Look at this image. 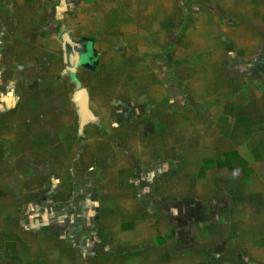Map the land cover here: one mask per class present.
I'll list each match as a JSON object with an SVG mask.
<instances>
[{"label": "rangeland", "instance_id": "obj_1", "mask_svg": "<svg viewBox=\"0 0 264 264\" xmlns=\"http://www.w3.org/2000/svg\"><path fill=\"white\" fill-rule=\"evenodd\" d=\"M258 1L260 0H109L108 3L106 0L108 5L112 3L116 6L111 14L109 10L101 11V4L95 6L89 0H50L48 5L36 1L37 5L15 10L11 9L12 6L0 5V19L7 23L10 19L15 24L11 33L5 34L0 30V214L4 216L0 220V238H8L11 235L9 232H15L33 243L35 238L48 233L55 238H67L71 243L80 239L81 243H85L81 247L89 250L92 245L88 241L97 238L100 223L113 220L117 225L122 224L120 222L123 217L135 211L132 221L140 217L148 222L158 220L162 228H176V237L181 238L184 243L186 236L187 247L192 246L193 255H196L198 249H202L194 237V233L200 230L203 231V237H216L211 242L219 244L218 247L222 246L221 249L228 242H235L232 234L235 231L241 241L238 247L241 252L240 262L245 259L244 251L247 254L251 250L255 255L264 252V109H255L264 106V24L253 20L251 13L260 8L264 10V4H258ZM78 5L83 6V17L91 19L85 21L91 30L81 27L87 31L80 32H91L97 38L95 45L93 41L82 39V44L89 47L93 61L96 60L93 50L96 46L101 55L94 71L99 69L101 59L104 61L106 57H113L116 53L112 52L116 50H126L129 52L127 54L125 51L126 54L134 59L160 62L158 82L164 94L172 96V99L176 97L178 114L183 112L182 108L188 107L185 106L186 93L200 86L195 82L205 83L194 74L201 62L209 61L206 72L209 71L210 74L212 70L218 71L219 61L231 63L233 69L228 71V75L235 83H239L241 93L247 96L246 101L243 98L244 104L247 103L242 107L249 108L251 116L256 114L257 125L251 126L249 136H257L260 141L251 144V148H235L240 164L217 165L213 169L215 175H212L216 178L215 181L205 180L209 177L205 175L204 165L195 168L196 175L191 174L192 164H187L191 159L188 153L192 155L195 150L190 149L192 146L189 143H178L176 158L167 147L160 149L158 154L154 150L152 163L143 155L146 161L141 166L143 172L142 169L133 167L134 165L122 170L117 164H109L108 168L114 171L113 174L106 172L104 168L108 163L103 158L90 156L88 152L95 153L96 147H105V142H100L107 139V134L111 133L117 138L121 133L111 127L108 133L105 130V117L102 116L103 129L98 125H88L89 128H83L77 134L76 108L71 103L74 90L70 86L64 87L61 82L51 84L55 80L53 75L60 66L59 36L62 32L76 34L80 25L75 15ZM105 15L112 16L113 23L108 24ZM123 15L124 19H128L127 22L122 20ZM19 26H27L33 30L32 34L22 37ZM44 27L48 28V34L44 35ZM138 30L148 32L147 36H134ZM141 51L144 52V57L141 56ZM114 71L122 72L120 69ZM125 71L123 70V74ZM109 73H112L111 69ZM39 74L42 78L49 75L48 80H42L46 85L37 82ZM79 75L84 79L86 77L82 71ZM216 75L217 73L213 78ZM123 81L125 84V77L117 79L116 87L109 89V99L114 95L121 96L124 89L120 83ZM42 85L44 92L57 96V108L44 112L40 118L37 117L38 102H31L36 111L34 108L31 110L27 95L38 92ZM84 85L90 90L96 86V92L106 93L103 82L99 84L85 79ZM91 92L96 96L93 90ZM190 96L189 101H199V96L194 91ZM235 103L238 104L237 101ZM100 104L102 106L99 105V110L92 103L93 114L102 115L104 101ZM215 106L217 105H208V108L212 110ZM167 113L168 111L160 113L162 128L166 125ZM33 119H36V124L37 120H43L44 125L42 132L39 127L32 126L35 132L28 134L32 137L34 146L27 148L26 154L24 146H28L29 142L26 140L30 139H23V130L25 123ZM58 126L61 129L54 130ZM97 129L101 134L97 133ZM51 132L59 133L58 140L51 137ZM11 134L13 137L10 139ZM72 135L75 136L73 139ZM25 142L27 144L23 146ZM79 142L81 145L83 143L82 147L86 146L87 151L84 150L86 156L81 157L76 169L72 168L76 166H72V162ZM62 143L66 146V158L60 153L63 152ZM41 145H49L47 152L50 157ZM69 151L71 152L67 155ZM143 154H147V151L144 150ZM217 168L220 171H216ZM74 169L79 172L72 181L69 177ZM226 170L235 174L237 179L217 180L225 175L223 173ZM129 175L135 179L129 181ZM73 184L72 198L69 193ZM110 185L114 186L113 194L119 190L114 188H119L120 185L126 190L133 188L136 196L138 192L139 201L135 197L134 208L122 206L124 202L120 203V197H106L104 189H109ZM57 189L61 193L59 202L52 197ZM68 189L70 192L66 191ZM107 201L110 206L106 204ZM110 207H113L112 211ZM220 222H225V225L219 224ZM187 230L190 232L186 234ZM251 230L256 231V240H247L252 237L249 234ZM4 231L6 235L3 236ZM218 237L221 238L219 241ZM216 252V247L209 249L206 257L210 259ZM263 262L258 259L252 264Z\"/></svg>", "mask_w": 264, "mask_h": 264}, {"label": "crops", "instance_id": "obj_2", "mask_svg": "<svg viewBox=\"0 0 264 264\" xmlns=\"http://www.w3.org/2000/svg\"><path fill=\"white\" fill-rule=\"evenodd\" d=\"M36 1L41 2L43 5L50 4V0H0V5H6L10 7L12 6L11 9L14 10L15 8L25 9L27 6H30L32 4L37 5L35 4ZM107 1L109 3V0ZM89 3L95 4V6L101 4V11L103 10L104 12L109 10L110 14L114 11V8L116 9V6L114 7L112 3L108 5V3H106V0H89ZM258 4H264V1H258ZM262 12H264V10L263 8H260L251 13L253 20H258L261 24H264V19H262L264 18V13ZM75 15L77 23H79L80 25L78 27V30H76V34L71 32L68 33L74 40L88 39L91 42L93 41L95 45L97 38L93 35V33L80 32L87 31L81 29V27L90 29V27L86 26V22L90 21L91 19L83 17V6H77ZM124 15L122 16V20L124 19ZM105 17L108 19V24L110 22L113 23L112 16L109 17L105 15ZM127 20L128 19H124L123 21L127 22ZM25 21L27 22V20ZM0 24H2L1 27L3 28L2 29L0 27V30L5 34L13 32L12 28L15 26V24H13L10 19L9 23L4 22L0 19ZM33 24L36 25L35 23ZM108 24H105V26H108ZM45 27H47V24ZM45 27L42 28V31H44V35L49 33L48 28ZM19 31L23 33L22 37H29L33 32V30L28 29L27 26H19ZM52 31L54 32L53 28ZM63 33L64 32H62V34ZM62 34H60V36ZM147 34L148 32H141L140 30H138V32L135 31L134 36L142 35L144 37L145 35L147 36ZM60 36V66L59 70L54 73L53 77L55 80H51V84L61 82L64 87L70 86L74 90L71 97V103L73 102V95L78 87L85 88L88 91L89 110L92 114V117L94 118V121L84 126L85 130L87 129L88 125L89 127L99 126L101 128V117L104 116L105 124L107 126L105 130L107 129L109 133V128L111 127L114 131H119L122 135L115 138L111 133L107 134V132L104 130L107 134V139H103L100 143L105 142V147H96L95 153L88 152L90 156L97 159L103 158V161H106L108 163L106 164V168L104 169L109 174L114 173L113 170H109V164H117L118 168L122 170H127L128 166L133 165V167H137V170L139 168L142 169L141 166L144 165V163L146 164L145 157L144 159L142 157L143 155H146L149 163H152L154 162V150L158 154L160 149L167 147L170 152L175 155L176 158L178 143H189V145L192 146L190 149L195 150L192 155H189L188 153V156L191 159H189V162H187V164H192V170L190 171L191 174L196 175V172L194 171L195 168H197L198 165H204L206 166L205 175L206 177H209L205 180L211 179L215 181L216 178L212 176L215 175L213 173V169L225 164H227L228 166L240 164L235 153V148H239L240 146L251 148V144L253 145V143L260 141L258 140L257 136H254L252 138L251 136H249L251 134V126L257 125L256 114L251 116L252 111L245 106L242 107V105H245L247 103L245 102L244 104L243 102V98H245L246 101L247 96L245 95V93H241L242 88L240 87L239 83H235L234 79H232L228 75V71L233 69L231 63H228V61H219L218 71L215 72L214 70H210L212 72V75L209 71L206 72L207 64L209 62L208 60H206V62L204 63L201 62V64H199L200 67L194 74L198 76V79L199 77L201 78L200 81L204 80L206 83L203 84V82H195L197 83V85L200 84L199 87H195L193 90L199 96V98H197V100L199 101L195 103H193L191 100L189 101L188 98L191 97L190 95L193 93V91L186 93V99L188 101L186 100L185 106L188 107L182 108L181 110L183 112L178 114L176 97L174 96V98L172 99V96H167L166 94H164L161 90V84L158 82V69L161 65L160 62L154 60L146 61L141 58L134 59L130 57V55H127L129 52H127L126 50L125 51L127 52V54L125 51L119 52V50H116L112 52L116 53L113 57H106V60L104 61L101 59L99 69L94 71V67L97 65L98 57H101L96 46L93 49L96 60L93 61L94 57H92L90 58V60L85 62L84 66L79 67L75 73H69L68 75H66L64 72L66 67L63 63L62 44ZM224 38L225 36L223 37V40ZM9 43L10 42H8V45H10ZM4 50L6 51V49ZM140 54L142 57L145 56L143 51H141ZM110 69L112 73L108 74V72H110ZM115 69H120L122 70V72H115ZM220 69H222L223 71L220 72ZM123 70H126L124 74ZM80 71L85 74V79L87 80L90 79V81H94L99 84L103 82V85L106 86V93L103 94V92H96L97 89L95 88V86L91 89L95 92L94 94L96 96H94L90 88L85 87V79L79 75ZM216 73V77L213 78V75H215ZM124 77L125 84L124 81L120 83L122 85V89H124L121 92V96L119 97L114 95L112 99H109V93H107L109 89H113L114 87H116L117 79ZM49 78V75L46 78H42L39 74V76L37 77V82H40L41 84L44 83L46 85V82H43L42 80H48ZM43 86L44 85H42V88H39L38 92L27 95L30 104L31 102H38L39 107L36 106L39 110L37 112V117L40 118L42 117V114L44 112H51L53 107L57 108V105L55 103V97L57 96L54 97L50 93L44 92L45 89H43ZM93 96L95 98V101H93ZM102 101H104V108H101L102 115L98 116L93 114L91 110L92 103H94L95 108H98L100 110L99 105L102 106V104H100V102ZM235 101H237L238 104L235 103ZM178 104L180 105L179 102ZM212 104L217 105L218 107L215 106V109L210 110L208 108V105ZM62 106H65L64 103H62ZM225 106H229V108L224 109ZM198 107L199 110H197ZM33 108L35 109L34 105L31 104L30 109L32 110ZM75 108L76 110H74L76 111L78 134V132H80L81 130L79 126V117L77 115L76 104ZM255 109H264V106ZM166 111H168V118L166 117V125H164V128H162L160 113H165ZM35 120L36 119H33L28 123L26 122L25 129L23 130V139H30L26 140V142H29L28 146H24L25 144H27L26 142L23 144V146L25 147L24 152H26V154L28 152L27 148H31L32 146H34L32 137H29V134L35 132L32 126L39 127L42 132V126L44 125L43 120H37V124ZM97 120L98 123H96ZM59 129H61L59 126L54 128V130L57 131ZM226 132H228V134ZM17 133L18 130H16L15 132L16 141L18 138ZM51 133V137L54 138V140H58L57 138L59 137V133ZM97 133L101 134L98 129ZM39 134L41 135V133ZM241 134H243L244 136H241ZM12 137L13 134L10 135V139ZM74 137L75 136L72 135L71 139H73ZM82 145L79 142L78 150L76 154L73 155L74 161L72 162V166H76L72 168L77 169V165H80L81 157L86 156V152L84 150L87 151V148L86 146L82 147ZM48 147L49 145H41V148L46 152L48 157H50L47 152ZM61 148L63 149V152L60 153L65 157L66 146L64 145V143H62ZM143 149L147 151V154H143ZM227 149L232 150L226 151ZM118 151H123L124 153L118 154L120 153ZM11 152L12 151L10 150V154ZM70 152L71 151H69L67 155ZM139 157H141V159ZM143 171L144 169H142V172ZM216 171H220V169L217 168ZM78 172L79 171L74 169L69 178L73 181V178L78 174ZM230 173L231 172L229 170H226L223 173L226 176L224 175L222 176V178H217V180H236L237 176ZM133 179H135L134 176H128L129 181ZM138 179L140 180V178ZM196 179L197 178H195V180ZM113 187L114 186L110 185L109 189H104L105 194H107L106 197H120V203L123 204L124 202V205L122 206L127 205L129 206L127 208H131V206H133L134 208L136 198L139 201L140 195H138V192L136 196V192L133 188H128L126 190V188H123V185H120L119 188H114L119 190H117L116 192H114L115 194H113ZM214 188H216V186H214ZM57 190L56 192H54L52 197L57 198V201L59 202L61 193L59 192V190ZM73 190L74 184L71 187V192L70 189L66 190L70 192L69 196L72 198L74 197L71 195ZM208 191L209 189L207 190V192ZM109 203L110 202L107 201L106 204L109 205ZM70 207H72L71 204ZM110 208L112 211L113 207ZM129 211L130 210H127L126 212ZM135 213L136 212L133 211L130 214L131 218L130 215L123 217L124 219H122L120 222L122 224L117 225V223H115L113 220H105V222L100 223V225L97 224V228L100 231H97V238L90 239L88 241V243L92 245L91 249L89 250L81 247V245H84L85 243H81L80 239H76V242L71 243L67 238H55L47 233L48 235H41L35 238L34 242L32 243L31 240L27 238H22L21 236L19 237V234H16L15 232H9L12 236L9 235L8 238L5 237L3 240L0 238V264H252L254 260L258 261V259H260L261 262L264 261V252H259L255 255L254 252L249 250L247 254L246 251H244L243 258L245 259L240 262L239 253L241 252L240 248L238 247L240 246L241 241L238 240V235L237 233L235 234V231H232V234L235 237L233 239L235 241V244L228 242L225 248L222 249V246L218 247L219 244L216 245L211 242L212 240L215 241L216 237L215 239L203 237V235H201V233L203 232L202 230L194 233L196 243L201 246L202 249L197 250L196 248H194V250H197V253L196 255H193V252H191L192 246L187 247L186 236L184 238V243L181 242V238L178 239V237H176V228H171L170 226H167V229L166 227L162 228V224L160 223V221L156 220L148 222L141 219L140 217L132 221V217L135 216ZM3 218L4 216L2 217L0 214V220ZM8 218L10 219V217ZM225 222H220L219 224H222L224 226ZM232 227L235 228V226ZM189 232L190 231L187 230L186 234ZM191 232H194V230ZM5 233V231L2 233L3 236L6 235ZM165 234H167L168 236L166 237ZM249 234L252 237L247 240H256V231L251 230V232L249 231ZM224 238L225 236L222 239ZM220 239L221 238L219 237L217 238L218 241ZM215 247L217 248L216 254H214V256H211L210 259L206 257V251ZM260 250L263 251V249Z\"/></svg>", "mask_w": 264, "mask_h": 264}, {"label": "water", "instance_id": "obj_3", "mask_svg": "<svg viewBox=\"0 0 264 264\" xmlns=\"http://www.w3.org/2000/svg\"><path fill=\"white\" fill-rule=\"evenodd\" d=\"M62 44L63 63L65 64V74L75 73L77 69L84 65L86 59L90 57L89 47L82 44V40H74L68 32L60 36ZM73 102L77 107L80 130L90 122L94 121L89 110L88 91L85 88L78 87L73 95Z\"/></svg>", "mask_w": 264, "mask_h": 264}, {"label": "trees", "instance_id": "obj_4", "mask_svg": "<svg viewBox=\"0 0 264 264\" xmlns=\"http://www.w3.org/2000/svg\"><path fill=\"white\" fill-rule=\"evenodd\" d=\"M90 58H92V57H89L88 59H86V61H84V62H87L88 60H90Z\"/></svg>", "mask_w": 264, "mask_h": 264}, {"label": "flooded vegetation", "instance_id": "obj_5", "mask_svg": "<svg viewBox=\"0 0 264 264\" xmlns=\"http://www.w3.org/2000/svg\"><path fill=\"white\" fill-rule=\"evenodd\" d=\"M84 40V39H83ZM81 41V40H80ZM91 57V56H90ZM82 66H84V65H82ZM82 66H80V67H82Z\"/></svg>", "mask_w": 264, "mask_h": 264}]
</instances>
